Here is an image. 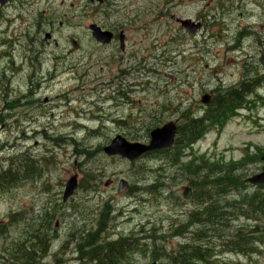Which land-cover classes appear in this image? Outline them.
Returning <instances> with one entry per match:
<instances>
[{"label":"rangeland","instance_id":"1","mask_svg":"<svg viewBox=\"0 0 264 264\" xmlns=\"http://www.w3.org/2000/svg\"><path fill=\"white\" fill-rule=\"evenodd\" d=\"M19 1L0 9V46L3 40H17L9 51L11 59L0 57V121L7 123L0 125V146L4 154L19 155L24 161L23 171L15 176L16 183L24 181L0 191V226L7 228V236L0 239V264H16L23 258L21 251H35L32 257H38L49 239L45 254L51 255L33 264H72L70 254L57 255L61 245L76 251L81 236L100 244L111 235V240L132 238L134 254L127 264H151L153 255L179 264L175 256L182 254L184 261L183 248L195 246L192 235L201 230L204 236L206 228L185 216L199 207L197 200L182 199L181 188L193 181L214 189L225 212L241 211L240 215L243 208L252 210L249 197L245 195L247 202L239 197L240 190L263 162L254 165L241 157L250 147L256 153L264 151V128L253 124L260 121L264 126V101L255 102L251 112H241L250 114V120L233 118L183 158L171 150L127 162L107 158L101 148L116 135L129 142H147L159 122L180 123L186 110L201 113L197 109L205 94L213 98L217 90L234 86L254 70L264 58V0H104L100 6L89 0H38L32 6H28L31 0L22 1L23 6ZM175 19H189L201 27L191 36ZM90 24L115 33L121 27L125 50L119 51L117 40L108 47L98 46L87 32ZM45 33L51 35L49 41ZM71 40L77 41V49ZM153 45L158 47L155 52ZM16 68L20 74L11 77L9 69ZM123 71L130 73L126 76ZM149 71L154 75H147ZM259 96L264 99V87ZM109 98L112 101H106ZM98 106L105 111L90 122L92 117L84 112L95 113ZM77 118L95 133L75 131ZM70 135L79 143H72ZM84 150L90 153L82 155ZM201 157V163L191 165ZM220 170L225 172L220 176L228 175L237 189L225 190L234 185L219 183L220 176L214 174ZM72 176L78 187L64 203V184ZM120 180L127 187L118 193ZM104 203L114 210V219L107 216L98 234L95 228L103 219ZM256 209L254 214L261 216ZM44 214L54 220L57 232L42 231ZM191 225L190 240L175 238L180 227ZM243 225L231 223L232 228ZM33 233L38 236L30 239ZM204 241L210 247L218 245V234L213 242ZM199 248L193 247L191 254L200 256ZM253 261L264 264V257ZM232 262L251 264L242 257Z\"/></svg>","mask_w":264,"mask_h":264},{"label":"trees","instance_id":"2","mask_svg":"<svg viewBox=\"0 0 264 264\" xmlns=\"http://www.w3.org/2000/svg\"><path fill=\"white\" fill-rule=\"evenodd\" d=\"M244 78L245 79H241L239 83L235 84V86H231L229 88L221 89V90L219 89L216 92L214 98L212 99V103L208 107L206 118L204 116V119H201L198 121L191 120L187 122L186 125L182 126L179 129V136L177 138L178 147L182 145L188 146L191 143H193L195 140H197V138L200 136L199 133H201L202 130L206 127V124L207 125L222 124L229 117L233 116L236 113V111H238L239 109H244L245 107L250 108L249 105L251 104V102L249 101L248 98L255 91V89L260 85L259 84L260 80H254L252 78L247 79V76H244ZM204 121H206L205 125L203 124ZM180 149L182 150L183 148L179 147V150ZM176 155L178 156L179 153H177ZM218 168L221 169L219 166ZM218 172H220L221 174L225 173L223 170H220ZM224 176L219 178L218 181L223 183V185H226V184H231L234 186L236 185L234 181L230 177H228V175L227 176L224 175ZM2 185L3 183H1L0 186ZM190 186L194 189L193 197L197 200L200 206L203 205L202 213L206 215V218L202 220V218H200L199 216L197 215L194 216L196 214V212H194L192 216H190V218L196 219L197 221L207 222L210 225L212 230H213L212 225L215 226V225L220 224L222 226H226L227 223H225L224 220H220L219 218H217V215L215 214L216 211L221 210V208L219 207L220 205L215 200V196H217L214 193L215 190L210 188L208 184L198 185L194 181L190 183ZM229 188L231 187H228L226 189L224 188V189L228 191ZM251 201H254V202H251V204H255V207L258 206L259 204L258 207H259L260 212L264 213V206L262 207V205L264 204V199L255 198V199H252ZM254 209L251 210V211H254L253 213L258 212L256 208ZM46 219L48 221V225L46 227H49V225L51 224L52 218L48 217ZM103 221L104 219L99 220V224H98L99 227L103 226ZM101 232H103L102 228H99L97 230V233L100 234ZM0 234L1 235L3 234L2 228H0ZM35 236H38V235L34 234L30 239L35 238ZM90 236L94 239L95 234H91ZM198 237H201L200 232H198ZM37 241H38V246H39L40 241L38 239ZM77 241L79 242V251L81 255L83 256L84 260L91 259L94 261V264H122L120 261V258H123L126 255L125 254V251L127 249L126 245H128V244L125 245V243L127 242L124 240L108 243L107 239L104 240L103 242L101 241L100 244L98 243L99 240L98 241L96 240L95 243L91 244L90 238L86 240V238L82 236ZM239 246L241 247V250H242L243 249L242 242L239 243ZM46 248H47V244L42 249V251L44 252ZM106 248H108V250L103 251V249H106ZM119 248L124 249L123 253H121V251L118 250ZM235 250L238 251V247L233 248V251ZM104 253H108L110 256L104 255ZM22 261L24 263L19 262V264H32L24 260ZM168 264L170 263L168 262ZM183 264H186V261H183Z\"/></svg>","mask_w":264,"mask_h":264},{"label":"water","instance_id":"3","mask_svg":"<svg viewBox=\"0 0 264 264\" xmlns=\"http://www.w3.org/2000/svg\"><path fill=\"white\" fill-rule=\"evenodd\" d=\"M7 1L8 0H0V4L4 5ZM183 25L184 27L189 29L192 33L195 31V29L189 27L187 23H183ZM91 30L93 31V36L97 41L101 43H107L109 41L108 34L101 33L99 29L95 27H91ZM203 102H206V100H203ZM174 135H175V128L173 127V125L168 124L163 128L156 129L150 134L151 140L148 146H144L137 143L130 144L127 143L125 140L118 138L112 143V145L109 148L104 149V152L108 155L117 154L126 158L129 161H133L148 151L161 150L171 147L173 144ZM250 182L264 185V169L261 175L254 177L252 180H250ZM123 187L124 184L122 183L120 189H122ZM75 188H76L75 179H72L66 186L64 201L73 194ZM189 195H190V191L188 189H185L183 194L184 198L188 199Z\"/></svg>","mask_w":264,"mask_h":264},{"label":"bare ground","instance_id":"4","mask_svg":"<svg viewBox=\"0 0 264 264\" xmlns=\"http://www.w3.org/2000/svg\"><path fill=\"white\" fill-rule=\"evenodd\" d=\"M220 90H221V89H220ZM22 100H24V103L26 104L28 99H27V97H25V98H23ZM25 104H24V105H25ZM18 106H20V105H18ZM18 106H17V107H18ZM93 131H95V130H93ZM84 152L86 153V150L82 151L81 154L83 155ZM16 159H17V157H13V158H12V161H14V160H16ZM3 190H4V189H3ZM106 218H107V217H104V218H103V219H104V221H103V225H104V223L106 222ZM111 218L114 219V214H112ZM98 224H99V221H98ZM98 226H99V225H98ZM99 228H102V229H103V226H102V227H96L95 230H98ZM93 230H94V229H93ZM111 236H112V235H111ZM109 237H110V236H109ZM109 237L106 238V239H107V242H108V243H112L111 241H108V238H109ZM121 237H123V236H120L119 238H121ZM73 239H74V238H73ZM69 241H70V240H68V242H69ZM148 241H150L151 243H154V239H153V238H148ZM49 242H50V239H49L48 242H47V248H46V250L44 251V253H45L47 250H49V244H50ZM68 242H67V243H68ZM72 242H73L74 244L77 243L76 240H72ZM125 245H126V243H125ZM76 252L79 253V254L81 255V253H80V251H79V245L77 246V250H76ZM158 257H159V259H162V260L166 261L165 263L168 264V261L166 260V258H165L163 255H160V256H158Z\"/></svg>","mask_w":264,"mask_h":264}]
</instances>
